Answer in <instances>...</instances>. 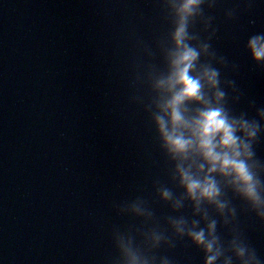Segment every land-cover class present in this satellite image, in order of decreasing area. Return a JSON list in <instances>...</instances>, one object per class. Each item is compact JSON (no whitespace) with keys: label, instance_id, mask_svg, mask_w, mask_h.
Listing matches in <instances>:
<instances>
[{"label":"clouds","instance_id":"obj_1","mask_svg":"<svg viewBox=\"0 0 264 264\" xmlns=\"http://www.w3.org/2000/svg\"><path fill=\"white\" fill-rule=\"evenodd\" d=\"M242 2V9L237 4L225 10L227 20L255 5V0ZM161 6L171 26L156 42L163 67L152 62L156 51L138 41L148 59L137 63L132 83L147 86L148 100L141 95L131 99L149 114L159 148L172 165L170 180L182 190L177 195L156 181L160 200L173 212L187 202L192 218L168 216L169 234L159 227L144 198L115 204L119 214L142 224L113 228L117 254L110 264H173L168 256L157 257L155 250L162 245L173 249L184 239L203 253V264H264L238 223L240 212H250L264 224V161L254 147L264 133V106L248 98L249 108H255L252 118L246 111L234 114L228 106L229 99L237 103L244 93L235 79L221 78V69L238 73L239 64L218 55L211 44L218 29L206 9H214L217 0H161ZM244 48L254 68L264 71V31L248 36ZM233 199L242 202L239 210ZM148 224L153 226L145 228ZM218 226L227 229L230 238L225 239Z\"/></svg>","mask_w":264,"mask_h":264}]
</instances>
